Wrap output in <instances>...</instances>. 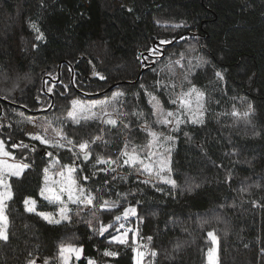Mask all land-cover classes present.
I'll return each mask as SVG.
<instances>
[{
	"label": "trees",
	"instance_id": "trees-1",
	"mask_svg": "<svg viewBox=\"0 0 264 264\" xmlns=\"http://www.w3.org/2000/svg\"><path fill=\"white\" fill-rule=\"evenodd\" d=\"M157 46L162 55H151ZM193 85L205 94L204 122L185 123L175 134L173 187L143 171L151 162L144 152L149 135L140 126L152 121L147 93L171 108L170 100ZM118 90L124 95L108 110L119 125L65 118L71 99ZM0 97L13 103L0 102V140L10 153L0 160L30 165L20 177H0L12 194L4 207L10 241H0V264H60V244L81 246L73 264H132L131 234L124 244L111 239L122 221L114 218L129 205L137 214L124 224L136 230L146 262L206 264L207 234L214 231L217 264H264V0H0ZM44 128L49 136L62 129L77 146L89 142L90 160L72 159L73 145L53 149L30 139ZM21 142L31 147H13ZM133 149L143 163L115 168L122 151ZM53 157L58 170L75 165V179L96 197L89 208L71 205L70 220L59 224L38 215L57 208L40 196ZM26 198L36 201L35 212L25 210ZM104 201L118 207L102 209ZM101 225L112 227L101 235Z\"/></svg>",
	"mask_w": 264,
	"mask_h": 264
},
{
	"label": "snow or ice",
	"instance_id": "snow-or-ice-1",
	"mask_svg": "<svg viewBox=\"0 0 264 264\" xmlns=\"http://www.w3.org/2000/svg\"><path fill=\"white\" fill-rule=\"evenodd\" d=\"M131 11V9H129ZM32 29L38 33L36 36L37 40H42L44 38V34L40 31L39 27L35 23H31L30 25ZM178 26V25H177ZM183 39V37H181ZM171 41L168 40H161L160 44H170ZM35 47V45H33ZM149 52L153 56H161L162 53L159 49V47H154L152 49H149ZM145 59H147L145 57ZM95 75H99V73H94ZM216 77L218 79H223V76L220 72L215 73ZM101 79H104L103 76L100 77ZM55 79V77H53ZM187 79V76L185 77ZM159 85V82H158ZM52 88H48V92H52ZM192 93H195L196 96V107L195 111L198 113V116H192L188 122L191 123H203V115H204V92L199 91L195 88V85L192 86V88L189 89L187 93H181L179 97L176 99H171L170 103L173 105L179 104V108L177 109V112H165L163 108L159 105L157 98L155 96H152L151 93H147L149 96L152 98L149 100V103L152 104L153 106V115L157 116L156 123L157 124H162L164 127H168L170 124H174V127L172 128L173 131L178 130L179 125L181 123H185V120L181 118V116L178 114L180 110H183L185 114L190 113L193 111L192 108V102L190 99H188ZM124 93L122 92H117L113 93L112 100L117 101L120 97H122ZM110 103V101H93L92 103L88 105H84L81 101L78 100H72V108L67 112V118L71 119L74 123L79 124L81 122V118L84 120L90 119V118H97L95 115L92 117H89L87 115H84L86 112L91 110L96 104H105L107 105ZM103 115H110L109 113H104ZM137 115L138 118H141L143 114H135ZM233 116H239L240 113L238 112H233ZM245 118H248L250 113L249 112H244L242 114ZM161 117H164L161 119ZM104 124L112 125L115 126L117 124V120L115 119H103V116L99 117ZM168 118H174L173 119H168ZM31 122V121H29ZM51 122H49L50 124ZM127 127V125H125ZM145 130L148 131V135L153 137V140L149 142V148L153 146V144H156L157 146L162 147L163 144L169 143L171 141H174L173 136H164L163 133H157L152 131L150 128H148L147 124L145 125ZM56 134L55 136H49V128H44L43 133L37 132L35 134H29L30 139L33 141H38L42 145H46L50 148L53 149H63L66 148L68 145H73L72 148H69V151L73 152V155L79 159L80 156L82 155L83 161H89L91 157V145L89 142H81L79 145H74V142L72 140L67 139V137L64 135L63 130H55ZM187 135V133H185ZM100 137H96L92 143H96V141L100 140ZM162 142V143H161ZM13 147H22L24 149H29L31 146L29 144H25L21 142L19 145L13 144ZM79 148V152L75 151V148ZM127 148V145L125 146ZM32 151H35V148H32ZM165 153L168 154V158H164V154H160V158L158 160V167L154 168L152 164L145 165L143 171L148 172V173H153L155 171V174L159 177L163 178L164 173H170L171 172V158H170V152L171 149H165ZM0 153L3 154V156L8 157L10 156V153L4 150V142L0 140ZM122 156L127 157V159L124 160L125 164H135V163H143V159L141 155L137 152L136 149H133L131 153L128 151L124 150L122 151ZM49 158H52L53 153L48 152L47 153ZM157 153L149 151L148 157L149 158H154L156 157ZM53 163H58V161H53ZM97 163L99 164H105V163H114V161H105L102 159H98ZM30 165L26 163H7L4 160H0V177L3 176L5 172L11 176L15 177H20L26 169H28ZM51 167V166H50ZM67 171V177L66 180H54L53 184L58 185V188L53 187V188H48V189H42L41 190V195H44L45 191H48L51 193L50 196H46L45 199H48L50 202H57L61 205L59 208V216L60 220H49V215L48 213H38L43 219L48 220L49 223H57L59 224L62 220H70V215L68 213L67 205L65 204V201L63 199L64 195L67 194V200L71 204H86V205H92L94 201L96 200V197L91 194V192H88V190L82 188L80 186V183L77 181V179L74 178V173L78 175V170L76 167L72 166H64L63 169L57 174L60 177H65V171ZM114 170V169H113ZM45 172V182H48V172H49V167H46L44 169ZM85 181L88 179V177L83 178ZM115 179V177L113 178ZM163 182L172 185L173 187H176V181L171 178H163ZM107 183V181H105ZM144 183H149L148 180H145ZM0 186H3L7 191L6 192H0V241L8 243L10 241V236L8 232V218L4 214V207H5V201L10 200L12 198L11 194V188L10 185L6 184L5 181L0 178ZM158 191L162 190L160 188H157ZM139 203V202H137ZM25 204V210L29 213L35 212V204L36 201L31 199V198H26L24 201ZM100 207L102 209H107L111 210L112 208L118 207V204L116 202H109V201H104ZM137 214V209L135 206L129 205L128 207H125L122 213V216L118 215L114 219L116 221H120L122 218L127 219L129 216H135ZM112 227V225H101L99 232L101 235H103L106 231H108V228ZM124 224H120V227L116 229L117 234L112 235L111 239L112 241H115L120 244H124L127 242V231L121 233V229H124ZM213 241L214 244H216V248L211 249L209 253V264H215V261H213V253H218L219 251V244L217 240V236L215 235L214 231H210L207 234ZM149 240L152 239V237L148 238ZM80 249L74 247L73 245H65V244H60L58 246V255L59 257L65 261V264H67V257L65 256V253H72V252H79ZM135 251V249H134ZM106 256H115L117 253L111 252V251H105L104 253ZM138 256L142 257L144 253L138 252ZM152 256H156L157 253L155 251H152L151 253ZM27 264H36L35 260H28ZM44 264H49V260L45 259ZM89 264H93L92 261H89ZM139 264V261L137 262Z\"/></svg>",
	"mask_w": 264,
	"mask_h": 264
},
{
	"label": "rangeland",
	"instance_id": "rangeland-1",
	"mask_svg": "<svg viewBox=\"0 0 264 264\" xmlns=\"http://www.w3.org/2000/svg\"><path fill=\"white\" fill-rule=\"evenodd\" d=\"M190 88H192V87H185V88H182V90H180V92L179 93H177V95L175 96V98L174 99H176L177 97H179L180 96V94L183 92V93H187L188 91H189V89ZM197 89V88H196ZM197 90H199V91H201L200 89H197ZM117 92H122L121 90H118V91H115V92H113V93H117ZM113 93L111 94V95H108L107 97H102V98H97V99H84V98H74V99H71L70 100V104H69V106H68V108H67V110H66V114H67V112L69 111V110H71V108H72V104H71V102H72V100H78V101H81L84 105H88V104H90V103H92L93 101H110V103H108L107 105H105V104H96L91 110H89L88 112H86L84 115H87V116H89V117H92L93 115H95V117H97L101 122H102V120L99 118V117H101V116H103V119H115V120H117V124L116 125H119L120 123V120L118 119V117H117V115L115 114V113H113L112 111L110 112L108 109L109 108H114L115 107V105L117 104V101H113L112 100V97H113ZM123 93V92H122ZM122 97H120L119 99H121ZM152 97H150V99H151ZM188 99H190L191 100V102H192V108H193V111H191L190 113H187V114H185L184 112H183V110H180V112L178 113L180 116H181V118L182 119H184L185 120V123H191V122H188V120L192 117V116H198V113L195 111V107H196V96H195V93H192L191 94V96L188 98ZM157 101H158V103H159V105L163 108V110L165 111V112H169V111H171V112H177V109L179 108V104H176V105H173L171 108H165L162 104H161V102L157 99ZM151 105V107H152V121H151V123H142L141 124V128L143 129V130H145V125L147 124V126H148V128H150L152 131H154V132H157V133H163V135L164 136H173L174 137V141H171V142H169V143H166V144H163L162 145V147H160V146H157L156 144H153V146L151 147V148H149V142L150 141H152L153 140V137H151V136H149L148 138H147V144H146V148H144V152L146 153V155L148 156V153H149V151H152V152H155V153H157V155H156V157H154V158H149V160H150V164H152L153 166H154V168H156V167H158V160H159V158H160V154H164V158L165 159H167L168 158V154L167 153H165L164 152V150L165 149H172L173 147H174V145H175V141H176V133L177 132H179V130L180 129H182V127H183V125L185 124V123H181L180 125H179V128H178V130H176V131H173L172 130V128L174 127V124H170L168 127H164L162 124H157L156 123V120H157V116H155V115H153V106H152V104H150ZM104 113H109L110 115H103ZM66 119H68L70 122H72V123H74L71 119H69V118H67V117H65ZM164 117H161V119H163ZM90 119H92V118H90ZM90 119H87V120H84L83 118H81V122H83V121H88V120H90ZM168 119H173L174 120V118H168ZM41 123H43V124H49L48 122H44V121H41ZM103 123V122H102ZM196 124V123H195ZM39 126H40V123H39ZM146 132H147V134H148V131L147 130H145ZM162 143V142H161ZM75 151H77V152H79V148L78 147H76L75 148ZM129 153H131V152H129ZM72 154H73V152H72ZM71 154V155H72ZM82 156V155H81ZM75 156L74 155H72V159L74 158ZM76 158V157H75ZM83 158V157H82ZM125 159H127V157H124V156H122V154H121V157H120V161L121 162H119V159H117L116 161V165H115V168H119V166H120V163H122L123 165H128V166H133V165H135V164H139L140 162H138V163H135V164H125L124 163V160ZM53 161H58V159L56 158V157H53V159H51V161H50V163H49V165H48V167H49V172H48V182L46 183L45 182V172H44V177H43V182H42V187H41V190L42 189H48V188H53V187H56V188H58V185H54L53 184V181L54 180H66V177H67V171H66V169H64V171H65V177H60L59 175H57L62 169H63V167L64 166H72V167H75V165H73V164H68V163H65L59 170H58V168L56 169V167H55V163H53ZM51 166V167H50ZM54 167H55V170H54ZM117 171H119V170H117ZM122 173V172H121ZM74 175V178H75V173L73 174ZM154 176H155V179L156 180H158L159 182H162V183H164L163 182V178H171V175H170V173H164L163 174V178L162 177H159V176H157L156 174H155V171H154ZM172 179V178H171ZM167 184V183H166ZM80 186L82 187V188H84V186L83 185H81L80 184ZM51 195V193L50 192H48V191H45L44 192V195L42 196L41 195V192H40V196L42 197V198H44L45 199V197L46 196H50ZM63 199H64V201H65V204L67 205V209H68V211H69V207L71 206V205H73V204H71L70 202H68V200H67V194H65L64 195V197H63ZM45 200H47V201H49L48 199H45ZM50 202V201H49ZM52 203H55L56 204V206H57V208H56V211H54V212H48V211H44V212H38V213H48V214H50L49 215V220H60V216H59V208L61 207V205L59 204V203H57V202H52ZM89 207H91V205H88L87 206V208H89ZM122 216V215H121ZM126 220L127 219H124V218H122V221H120V223H119V225L117 226V229L120 227V224H124V223H126ZM48 221V220H47ZM124 229H121V233L122 232H125V231H127V238L126 239H128L129 238V233L131 234V236H132V240H133V257H132V264H137V262L139 261V264H153V263H150V262H146L145 260H144V258H145V255H146V251H145V249L141 246V244H139V242H137L138 240L136 239L137 238V236H136V230L135 229H133L132 227H129V226H127V225H125L124 224ZM117 234V232H115L113 235H116ZM212 240V239H211ZM74 247H76V248H78V249H80V251L77 253V252H72V253H68V252H66L65 253V256L67 257V264H73L77 259H79V258H81L82 257V249H81V246H76V245H73ZM216 244H214L213 243V241H212V243H211V245H210V247H209V249L207 250V255H206V264H209V253H210V250L211 249H214V248H216ZM134 249H135V251H134ZM138 252H142V253H144V255L142 256V257H140V256H138L137 255V253ZM57 256L59 257V255L57 254ZM59 259H60V264H65V261L64 260H62L60 257H59ZM89 261H92V260H90V259H88V264H89ZM213 261H215V264H217L218 263V253H213ZM93 262V264H96V262L95 261H92Z\"/></svg>",
	"mask_w": 264,
	"mask_h": 264
},
{
	"label": "water",
	"instance_id": "water-1",
	"mask_svg": "<svg viewBox=\"0 0 264 264\" xmlns=\"http://www.w3.org/2000/svg\"><path fill=\"white\" fill-rule=\"evenodd\" d=\"M111 87H112V86H111ZM111 87L107 88L106 90L111 89ZM106 90H105V91H106ZM1 101H2V102H5V103L13 104V103H11V102H9V101H7V100H5V99H3V98L0 97V102H1ZM1 113H2V109H1V105H0V115H1Z\"/></svg>",
	"mask_w": 264,
	"mask_h": 264
}]
</instances>
